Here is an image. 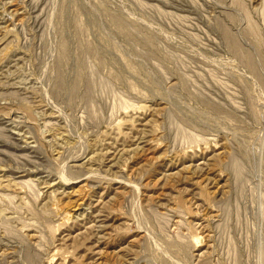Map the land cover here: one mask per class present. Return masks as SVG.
Segmentation results:
<instances>
[{
    "label": "rangeland",
    "instance_id": "1",
    "mask_svg": "<svg viewBox=\"0 0 264 264\" xmlns=\"http://www.w3.org/2000/svg\"><path fill=\"white\" fill-rule=\"evenodd\" d=\"M263 29L264 0H0V264H264Z\"/></svg>",
    "mask_w": 264,
    "mask_h": 264
},
{
    "label": "bare ground",
    "instance_id": "2",
    "mask_svg": "<svg viewBox=\"0 0 264 264\" xmlns=\"http://www.w3.org/2000/svg\"><path fill=\"white\" fill-rule=\"evenodd\" d=\"M260 37H261V40H262V46H261V48L259 49V50H256L255 48H253L252 46H250L249 48H248V60H249V66L250 67H252V70L254 71V73L256 74V78L255 79H251V81L247 84L248 85V90H250V93H251V95H253L254 93H255V91H256V89L258 88V93L256 94V95H264V29L262 30V33L260 34ZM258 65L260 66V67H258ZM249 67V68H250ZM252 71V72H253ZM251 73V72H250ZM252 75V74H251ZM253 76H255V75H253ZM246 86V85H245ZM245 89H246V87H245ZM247 90V91H248ZM247 91H245V94H246V96L248 95V93H246ZM250 94L248 95L249 97H248V99H250V96H251ZM243 97H244V95H243ZM252 97H254V96H252ZM251 97V98H252ZM258 97V96H257ZM246 98V97H245ZM253 100V99H252ZM252 100H248L249 102V104H252V103H250ZM255 100V99H254ZM257 100H261V99H259V97H258V99H256L255 101L256 102H258ZM255 101H252V102H255ZM245 103H246V101H245ZM257 104V103H256ZM258 104H262V102L261 103H259L258 102ZM234 111L236 112V111H239V110H241V108L238 106L239 105V103L236 101V99L234 100ZM251 106V105H250ZM259 106V105H258ZM262 106V105H261ZM253 107V106H252ZM252 107H250V108H248L247 109V107H245V111H243L244 112V115H246V117L249 119V121H250V123H253V124H257V125H259V126H261V128H260V130H262L263 131V136H264V111H257L254 107L252 108ZM261 108V107H260ZM249 137V136H248ZM233 159H234V162H233V171L235 172L234 174H235V180H236V183H242V169H241V165H242V163L240 164V162H239V158H234L233 157ZM256 168H258V170H259V174L261 175V178H260V184L261 185H264V165L262 164V162H261V160L260 159H258L257 161H256ZM232 171V172H233ZM242 185V184H241ZM243 187H244V184L242 185V189H243ZM245 191L247 190V187L245 186ZM243 189V190H244ZM252 189H253V187L252 186H250V193L251 192H253L252 191ZM257 195H256V198H258V200L256 199V201H257V203H258V205L259 204H264V190L263 189H258V193H256ZM251 198V197H250ZM254 200V199H253ZM253 202V201H252ZM236 209H237V207H236ZM263 215H264V212H263ZM259 218V220H260V222H263L262 221V219L260 218V217H258ZM236 219V218H235ZM100 221V220H99ZM100 223H102V222H100ZM103 224H105V223H103ZM261 225L263 224L264 225V223H260ZM94 226V225H93ZM92 227V226H91ZM101 228H107V226L106 225H102L101 226ZM94 232V231H93ZM100 233V232H99ZM263 233H264V229H263ZM88 234V233H87ZM91 234V233H90ZM89 234V235H90ZM103 234V233H102ZM106 234V233H105ZM101 235V234H100ZM95 236V235H94ZM103 237H104V235H102ZM85 237H87V236H85ZM89 237V236H88ZM68 238V237H67ZM82 238V237H81ZM97 238V237H96ZM87 239V238H86ZM98 239H100V238H98ZM89 240V239H88ZM93 243V242H92ZM95 243L96 244H99L100 242H99V240H95ZM95 248H99V246L97 247V246H95V247H93L92 248V250H91V252L89 253V254H91L92 256L95 254ZM88 250H90V249H88ZM97 251H99V250H97ZM87 252V251H86ZM263 252H264V250L262 249V253L261 254H263ZM86 254V253H85ZM89 258H92V257H89Z\"/></svg>",
    "mask_w": 264,
    "mask_h": 264
}]
</instances>
